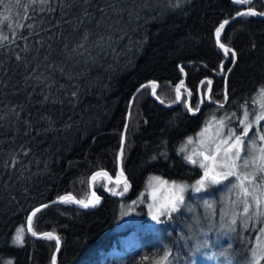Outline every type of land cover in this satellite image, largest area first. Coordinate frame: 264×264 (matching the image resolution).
I'll use <instances>...</instances> for the list:
<instances>
[{"label":"trees","instance_id":"1","mask_svg":"<svg viewBox=\"0 0 264 264\" xmlns=\"http://www.w3.org/2000/svg\"><path fill=\"white\" fill-rule=\"evenodd\" d=\"M65 2L72 6L51 3L54 12L39 11V4L25 12L14 0L0 4L7 23L35 25L31 34L27 27L14 29L27 39L0 49V261L53 264L54 239L26 234L23 245L17 246L16 229L25 227L27 213L36 204L68 192L87 199L93 171L104 168L116 175L130 95L153 79L161 101L174 102L175 85L184 77L182 63L186 77L178 104H159L149 83L134 98L121 164L128 191L114 195L113 182L96 178L92 186L102 196L97 207L51 203L37 213L34 225L36 231L58 233V264H151L144 258H154L165 248L171 250L173 264H206L208 257L192 253V240L184 243L175 239L177 231H166L171 219H188L182 212L161 217L155 227L143 223L114 229V222L121 203L139 200L150 174L185 182L199 176L200 169L186 164L177 149L213 114L242 113L239 105L246 100L250 105L264 85V16H236L224 26L219 39L229 50L226 57L215 29L248 5L232 0H184L179 7H170L169 0H146V7L145 0ZM251 7L263 12L264 1L253 0ZM97 21H102L99 27ZM85 30L89 38L82 41ZM0 31L13 39L4 25ZM109 32L111 47L97 46L98 37ZM82 42L84 48L73 52ZM207 80L212 81L210 93ZM225 90L228 100L219 109L216 102L224 100ZM201 100L199 111H187L186 104L195 108ZM137 203L145 218L146 198ZM258 230L238 229L222 242L221 253L228 250L234 264L242 263Z\"/></svg>","mask_w":264,"mask_h":264},{"label":"snow or ice","instance_id":"2","mask_svg":"<svg viewBox=\"0 0 264 264\" xmlns=\"http://www.w3.org/2000/svg\"><path fill=\"white\" fill-rule=\"evenodd\" d=\"M75 2V0H73ZM85 4L90 3V0H83ZM184 0H176L175 4H172L169 0L170 7H179ZM238 5H248L247 10L243 12H237V16H254L262 15L264 12L257 13L254 8L251 7L253 0H234ZM5 0H0V4H4ZM16 5L24 8L27 12L29 5H42L39 9L41 12H54L56 9L50 7L51 3H58L63 7H71V4H67L65 0H14ZM144 6H147L146 0ZM115 10V4H113ZM35 10V9H34ZM101 12L104 9H100ZM133 13L130 11L129 16L131 17ZM84 16L87 17V11L84 12ZM25 18H28L27 16ZM139 19V15L136 16ZM9 20L8 16H0V25H4L11 31V36L13 39L10 41L9 36L0 31V49H4L6 43H14L15 39H27V37H21L17 34L14 29H19L22 27H27L31 30L35 27L34 24L22 25L17 22L15 25L12 23H7ZM102 21H97V27L100 26ZM229 21L225 20L216 29L217 44L221 48H225V52L229 51L224 44L220 43V33L224 26ZM117 23H119L117 21ZM83 24V20L80 21ZM110 27V26H109ZM89 38V33L85 30V34L82 37V41H87ZM123 39V37H120ZM113 42V36L111 32L106 35H101L97 39V46H105L107 48L111 47ZM39 43V42H38ZM84 48V43L82 42L73 52H78L79 49ZM27 45L25 46V51H27ZM83 54V53H79ZM71 55V54H69ZM235 57V53H232ZM16 59L20 60L21 57L17 54ZM47 59V57H45ZM52 67V65H49ZM223 70V68L221 69ZM63 74V69H59ZM183 71V69H181ZM231 71V69H229ZM149 84L152 86L153 95L156 93V83L150 81ZM205 81H201V85H204ZM184 85V81H180L176 85L177 101L181 100L180 89ZM148 85H142L141 87H147ZM207 86L209 93L211 91L212 81L207 80ZM192 91H188V95L192 96ZM76 92H72V96L75 97ZM210 98V96H209ZM48 99V97H45ZM228 100V93L225 90L224 100L217 101L219 109H223L225 102ZM163 103V101H161ZM203 103V100L201 101ZM251 105L246 100L244 104L239 105L242 113H237L233 111L231 113H225V115L216 117L215 114L212 115L211 119L205 121V127L201 129L200 133H197V137L203 135V133L214 129L213 134L208 137L207 140H200L196 150L189 152L188 147L194 143L193 137H187L186 140L177 149V155L185 161L186 164L196 166L202 170V174L199 176L194 183L188 184L186 182L179 181H168L159 176H153L149 179V187H152V182L155 181L159 188L154 189V194L152 195L153 203L149 204L150 216L153 221L160 222V218L164 216H171L174 213L181 211L187 206L185 194L188 191L193 193H202L207 189L217 185H225V182L231 184L229 193L234 196L235 199L228 198L227 203L235 207L237 205L242 206V211L239 213L233 212L231 216L226 209L221 212L223 217H229L226 223L221 224V228L226 229L227 232L235 233L237 231V225L243 229L249 228V220L258 219L264 223V85H261L256 93L251 98ZM188 112H195L200 110L199 104L195 108L191 107L190 104H186ZM18 115V113H17ZM4 117L0 116V120ZM235 122L236 126H233ZM260 125L256 132L252 134V129L254 126ZM127 127V125L125 126ZM242 129V130H241ZM259 141V143H257ZM125 148L124 139H121L120 143V153L117 159H121L123 156ZM166 155V153H162ZM155 159V157H153ZM108 176L107 172H97L93 175L92 180L95 181L99 176ZM121 175L123 172L121 171ZM232 178V179H230ZM111 179V177H109ZM117 184L120 183L119 180L116 181ZM124 192L128 191L127 180H124ZM163 189L164 195H156ZM114 195H123L122 192L113 191ZM56 202H74L79 204L84 208L95 207L100 202V197L96 195V192H92L91 198L85 202L84 199L77 200L71 194L66 196H60L57 198ZM135 204L136 202L133 201ZM49 207V205L42 204L39 208L33 210V212L27 216V227H18L16 229L15 235L13 237V243L17 246L23 245L24 237L26 234H30L33 237L46 238L48 240H55L57 249L60 246V238L56 236L54 231L38 233L35 230L34 217L42 209ZM204 207L206 210L211 211L214 208V204L208 201H204ZM191 210V209H189ZM214 214V212L212 213ZM208 246V241L205 240L203 245ZM201 246L198 245L196 250L199 251ZM231 247V246H229ZM224 259L221 264H234L228 250L219 254ZM144 259L150 260L151 264H173L172 253L168 248L163 249L162 253L157 254L154 258L145 257ZM264 259V227L258 230L257 241L254 246H250V256L246 260V264H261V260ZM0 264H5V262L0 261ZM6 264H12V261H7ZM53 264H55V257H53Z\"/></svg>","mask_w":264,"mask_h":264},{"label":"rangeland","instance_id":"3","mask_svg":"<svg viewBox=\"0 0 264 264\" xmlns=\"http://www.w3.org/2000/svg\"><path fill=\"white\" fill-rule=\"evenodd\" d=\"M175 90H176V86H175ZM182 97H183V91H182ZM249 106L252 107L251 104ZM223 115L225 114H221L216 117L219 118L220 116H223ZM211 117L208 118V120L211 119ZM261 124L264 125V122H261ZM233 126H236L235 122H233ZM204 127H205V123L194 134L190 135L191 137L194 138V143L192 145H189L188 147L189 152H192L197 149L200 140H207L208 137H210L213 134L214 129H211L208 132L203 133L202 136L197 137V133H200L201 129ZM259 127L260 125L254 126L252 129V134H254L257 128ZM190 136H187V137H190ZM257 143H259V141H257ZM201 174H202V170L200 169L199 176ZM153 176H159L165 180L172 181L158 174H150L147 179L146 188L143 194L139 198V200L146 198V203H145L146 211H147L146 217L145 218L141 217L140 211L137 210L138 208L137 202L139 200H136L135 204L133 202H123L121 203V206H120L118 218L114 222V229H121L131 224H135L136 226H139L143 223H146L153 227L157 226L159 222L153 221L151 219V216L149 214L150 209L148 207L149 204L153 203L152 195L154 194V189L159 188V185L155 181L152 182L153 186L149 187V179L150 177H153ZM199 176L196 177L193 181L186 182V183L188 184L194 183L197 179H199ZM100 178H105L106 181H109L106 178V176L101 175L97 177V179H100ZM123 182L124 181H121L119 184L113 182L115 185L112 188V191L124 193L125 185ZM179 182H185V181H179ZM230 188H231V184L228 182H225V185H222L221 187L219 186L215 191H211V189L209 188L205 192L195 193V194L193 193L191 194V196H188V195L185 196L187 206L184 207L179 212H182L183 214L187 215L189 220L187 219V217L184 220H179V222L175 219H171V221H169L170 225L166 226V229H167L166 231H171V230L177 231V234L175 236L176 240L180 239L184 243L190 242L192 240L193 244L196 246L192 250V253L194 254L195 257L197 256H203L204 258L208 257L209 262L205 260L206 264L208 263L221 264L223 259H222V256H220L219 254L222 251L221 249V247H223L222 242H228L230 237L236 233V232L230 233V232H227L226 229L221 228V224L226 223L229 218V217H223L222 219L221 212L223 209H226L228 211L229 216H231L233 212L239 213L242 211V206L237 205L233 207L229 203H227V200L229 197H231V199H235V197L231 196V194L229 193ZM155 194L164 195L165 193L163 189H160V191L156 192ZM89 198H91V194L88 196L87 199H85V201H87ZM204 201L213 203L214 208L211 211L206 210L204 207ZM213 212L214 214H212ZM248 223H249V228H248L249 230L253 229L256 226H258L259 229L261 227H264V223H262L258 219L249 220ZM238 229H240V231L245 230L242 227H240L239 224L237 225V231ZM257 235H258V231L256 232L254 236L255 239L253 241L252 246L256 244ZM205 240L208 241L207 247L202 246ZM198 245L201 246L199 248V251L196 250ZM56 252H57V248L55 247L53 251V254H55V260H56ZM53 254H52V257H53ZM249 256H250V249L246 257L248 258ZM246 260H244L242 263H239V264H246ZM261 264H264V263L261 262Z\"/></svg>","mask_w":264,"mask_h":264},{"label":"water","instance_id":"4","mask_svg":"<svg viewBox=\"0 0 264 264\" xmlns=\"http://www.w3.org/2000/svg\"><path fill=\"white\" fill-rule=\"evenodd\" d=\"M233 2H234V0H232ZM264 1V0H263ZM235 3V2H234ZM236 4V3H235ZM236 5H238V4H236ZM247 10V8H242V9H240L238 12H243V11H246ZM257 13H261V11H259V10H257V9H254ZM264 12V11H263ZM237 12L232 16V17H230V18H228V19H224L223 21H221L219 24H218V26L216 27V29L220 26V24L221 23H223L225 20H227V21H230V20H232L234 17H236L237 15ZM259 16H262V15H259ZM216 29H215V39H216V41H217V35H216ZM220 43H222L221 41H220ZM223 44V43H222ZM219 45V44H218ZM226 47V46H225ZM221 48V47H220ZM227 48V47H226ZM228 49V48H227ZM221 50H222V52L225 54V56L226 57H228L229 56V52H227V54H226V52H225V48H221ZM179 68H180V70L181 69H183V71H181L182 72V74L184 75V77L180 80V81H184L185 80V77H186V71L184 70V68H183V66H182V63H180L179 64ZM219 74H221V73H223V70H221V71H219L218 72ZM150 81H154L155 83H156V90H157V88H158V82L156 81V80H153V79H151V80H149V81H147V82H143L142 84H140L133 92H132V94L130 95V98H129V101H128V108H127V115H126V119H125V121H124V124H123V127H122V134H121V139L123 138V139H125V135H126V129H127V127H125L126 125H128V120H129V118H130V111H131V107H132V104H133V101H134V98H135V96H136V94H137V92L140 90V88H141V86L142 85H145V84H147V83H149ZM180 81L177 83V84H179L180 83ZM176 84V85H177ZM175 85V86H176ZM184 86V85H183ZM182 86V87H183ZM180 95H181V99H182V90L180 89ZM151 96L159 103V104H161V105H163V106H165V107H169V106H172V105H175V104H178L180 101H177V100H175L174 102H172V103H166V104H164V103H161V99L157 96V94L155 93V95H153V90H151ZM205 98H206V100L207 101H210L209 100V96H208V93L205 95ZM202 101V100H201ZM201 102H200V104H199V107L201 106ZM119 153H120V148H119V150H118V152H117V155H116V160H117V174L116 175H112L110 172H109V170H107V169H104V168H101V169H97V170H95V171H93L92 173H91V175H90V178H89V181H90V194H91V196H92V192L93 191H95L96 192V190L93 188V186H92V177H93V175L95 174V173H97V172H107L108 173V176H106V178L109 180V181H112V182H114V183H116V181L117 180H119L120 182L121 181H124L125 179H127V174L125 173V171L122 169V158L121 159H117V156L119 155ZM121 171L123 172V175H121ZM109 177H111V179H109ZM68 194H71L73 197H75L77 200H79L74 194H72V193H64V194H61L60 196H66V195H68ZM96 195H98L99 197H100V202L97 204V205H99L101 202H102V196L101 195H99L97 192H96ZM60 196H58V197H60ZM58 197H55V198H53V199H50V200H47V201H44V202H41V203H39V204H36L35 206H33L29 211H28V213H27V216L28 215H30L32 212H33V210L34 209H36V208H39L42 204H45V205H49V204H51L53 201H57V198ZM85 202H87V201H85ZM78 207H80V208H83V209H90V208H93V207H88V208H84V207H82V206H80L79 204H77V203H75ZM96 205V206H97ZM27 216H26V223H25V227H27ZM38 233H43V232H51V230H45V231H37ZM55 232V231H54ZM55 234H56V236H58L59 237V235L55 232ZM60 238V237H59ZM60 242H61V239H60ZM56 248H57V246H56ZM53 257H55V254H53ZM53 257H52V263H53ZM55 264H57V262H56V260H55Z\"/></svg>","mask_w":264,"mask_h":264},{"label":"bare ground","instance_id":"5","mask_svg":"<svg viewBox=\"0 0 264 264\" xmlns=\"http://www.w3.org/2000/svg\"><path fill=\"white\" fill-rule=\"evenodd\" d=\"M244 6V5H243ZM202 96H203V94H202ZM201 102V101H200ZM192 107V106H191ZM128 126V125H127Z\"/></svg>","mask_w":264,"mask_h":264}]
</instances>
